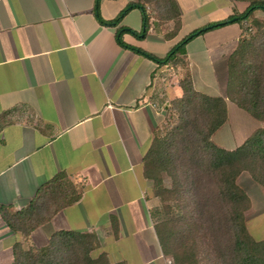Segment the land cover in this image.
Listing matches in <instances>:
<instances>
[{
	"label": "crops",
	"instance_id": "0c3cea01",
	"mask_svg": "<svg viewBox=\"0 0 264 264\" xmlns=\"http://www.w3.org/2000/svg\"><path fill=\"white\" fill-rule=\"evenodd\" d=\"M135 1L0 0V264H15L17 246L46 247L61 230L95 235L91 255L110 264H170L155 229L160 200L144 175V157L170 102L182 95L186 72L197 91L225 97L227 61L243 24L195 35L184 45L185 65L177 66L121 46L116 33L131 29L122 34L126 44L163 58L191 32L243 12L247 3L175 0L181 26L167 38L172 23L156 29L152 18L144 35L139 7L107 24ZM226 107L221 127L231 114L236 120L212 135L220 147L235 148L264 127L228 99ZM58 174L64 192L78 199L28 235L12 230L2 210L38 204Z\"/></svg>",
	"mask_w": 264,
	"mask_h": 264
},
{
	"label": "trees",
	"instance_id": "16d2710c",
	"mask_svg": "<svg viewBox=\"0 0 264 264\" xmlns=\"http://www.w3.org/2000/svg\"><path fill=\"white\" fill-rule=\"evenodd\" d=\"M231 1L248 6L212 27L191 32L163 58L126 44L122 34L135 33L131 29L120 28L116 33L121 46L138 50L160 65L171 62L177 66L185 65L183 48L195 35L229 22H245L238 45L227 61L225 97L197 91L186 72L179 81L182 95L170 102L168 119L156 131L144 157V175L161 202L155 210L159 218L155 229L170 264H264V237L255 239L249 232L245 212L251 201L237 183L238 176L247 171L264 189V127L233 149L220 147L212 139L227 121V99L264 122V19L254 14L257 10L264 12V0ZM133 7L143 11L144 35L150 18L155 20L156 29L172 23V29H164L167 38L180 29V10L175 0H136L107 24L118 25L121 15ZM164 172L171 179L170 186L163 183ZM64 191L62 174H58L41 190L38 204L14 214L2 210V217L12 230L28 235L58 209L78 199ZM98 245L91 233L61 230L44 248L24 250L17 246L15 264H110L103 254L91 255Z\"/></svg>",
	"mask_w": 264,
	"mask_h": 264
},
{
	"label": "rangeland",
	"instance_id": "374dc122",
	"mask_svg": "<svg viewBox=\"0 0 264 264\" xmlns=\"http://www.w3.org/2000/svg\"><path fill=\"white\" fill-rule=\"evenodd\" d=\"M149 10L150 9L148 8V11ZM254 14L257 17L264 19V12L257 10L254 12ZM242 23H243V26H245V22H242ZM209 25H206L204 27H207ZM166 117L167 116H165L164 118L165 121L168 119V118L166 119ZM235 120H236V117L233 114H231L230 124L228 126L225 125L221 127V129L217 130L218 133H216L215 139H217V136H219L218 134L226 133L228 127L232 128L233 125L235 124ZM162 176H163V183L167 186H170L171 185L170 177H168V175L165 172L162 173ZM237 183L248 194L250 201H251L250 208L245 212V224L249 232L253 235L255 239H261L264 237V195L262 193L263 188L256 181H254V179L250 176V174L247 171H243L238 176ZM171 204L174 205L175 203H171Z\"/></svg>",
	"mask_w": 264,
	"mask_h": 264
},
{
	"label": "water",
	"instance_id": "95a60500",
	"mask_svg": "<svg viewBox=\"0 0 264 264\" xmlns=\"http://www.w3.org/2000/svg\"><path fill=\"white\" fill-rule=\"evenodd\" d=\"M234 19H232L231 21H233ZM216 24H218V23H216ZM213 25H215V24H211V25H209V26H207V27H212Z\"/></svg>",
	"mask_w": 264,
	"mask_h": 264
}]
</instances>
